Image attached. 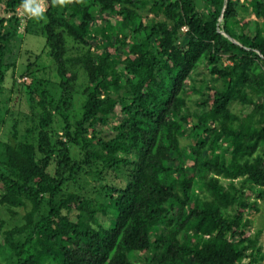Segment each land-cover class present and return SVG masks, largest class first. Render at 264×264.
Instances as JSON below:
<instances>
[{
	"label": "trees",
	"instance_id": "trees-1",
	"mask_svg": "<svg viewBox=\"0 0 264 264\" xmlns=\"http://www.w3.org/2000/svg\"><path fill=\"white\" fill-rule=\"evenodd\" d=\"M21 2L0 0V90L16 66ZM203 5L207 13L197 0H45L37 26L59 94L27 66L37 136L0 140V206L26 211L20 225L0 224L5 264L258 260L245 213L264 199L250 196L264 189V0H251L252 21L239 0ZM96 13L122 20L94 28ZM185 151L194 171L173 165Z\"/></svg>",
	"mask_w": 264,
	"mask_h": 264
},
{
	"label": "rangeland",
	"instance_id": "rangeland-1",
	"mask_svg": "<svg viewBox=\"0 0 264 264\" xmlns=\"http://www.w3.org/2000/svg\"><path fill=\"white\" fill-rule=\"evenodd\" d=\"M205 0H197V3L200 5V10L204 13H207L204 4ZM241 4L247 5V9L240 10L242 16L248 20H258L252 12L250 6L251 0H239ZM35 5H39L43 11L45 10V0H33ZM96 8H94L95 10ZM205 9V10H204ZM19 13L24 15L25 28L19 33L22 36L21 42L17 44L15 48L14 60L16 66L11 70L7 77L6 81L0 90V140L7 142L11 139L13 134L16 132L18 140L25 141L30 140L34 141L37 136V124L38 119L34 114H37L40 111L39 107H35V113L32 114L31 107L37 106L36 102L32 103L29 99V91H27L25 82L31 81L32 77L27 73V66L33 64V70L39 69L40 71L36 72L34 75L42 82L49 81L50 83L46 86L48 90L53 91L55 94H59V90H55V83H58L59 79L56 74V68L52 58L48 54V48L46 47V38L38 32V24H41L42 20L40 15L38 17L31 16L26 13L22 8L19 9ZM111 22H121V17H114L111 15L102 16ZM101 16L96 13V19L93 24L94 28H101L104 24ZM33 21V28L31 26L30 33L26 31V27L29 24V21ZM145 21V19H144ZM146 22V21H145ZM220 29H222L223 18L220 17ZM140 20H135L132 24L126 25V33L128 34L129 42H134L138 39V36L135 33V30L138 28ZM36 24V25H34ZM25 29V30H24ZM182 31L186 33L187 30L182 28ZM96 35V34H94ZM98 39L100 36H97ZM97 42H93L92 45ZM95 46V45H94ZM94 49V48H93ZM200 86V84H197ZM189 84H186L188 87ZM39 89L42 87L39 86ZM39 93V92H38ZM191 99V100H190ZM197 99V95H193L188 98L190 106L193 105V101ZM81 102L82 98L79 95H76L73 101V113H70L71 118L74 116H79L81 111ZM56 116V115H55ZM58 118V117H57ZM60 118V117H59ZM61 120V119H60ZM63 123L57 122L51 128L53 139H57L62 135V126ZM107 130L106 134H108ZM187 140L182 141V145ZM184 147V146H183ZM184 149V148H183ZM227 149V146L222 147L220 150L212 151V154L223 153ZM72 155L79 160V154L76 150L72 151ZM208 155V153H207ZM190 154L185 151L181 159L174 162L173 165H183L186 169L194 171L192 161L190 160ZM53 169V168H52ZM174 178H180L181 174L178 171L173 173ZM107 181L110 182V179L107 178ZM224 181V180H223ZM226 182V181H224ZM102 185V184H101ZM98 186L94 182H90L89 189L93 191V187ZM74 186L72 188H76ZM99 188V187H97ZM260 191L264 189H254L251 193L252 199H257V195ZM202 195L198 191L194 196V201H198ZM104 198V197H103ZM102 198V200H103ZM259 211L249 210L245 213V218L251 221V228L249 229L251 235L255 238L257 246L260 249L259 257L256 262L251 264H264V199L258 200ZM16 213L8 211L5 207L0 206V224L3 223L6 229H11L16 225H20L23 222V216L26 213L24 209H18ZM103 224L105 227L109 225L107 219H103ZM22 239L24 236L21 237ZM7 254L6 245L4 244L2 235L0 236V264H5V257ZM132 259L136 260L135 255L132 256ZM249 261L246 260L244 263L247 264Z\"/></svg>",
	"mask_w": 264,
	"mask_h": 264
},
{
	"label": "clouds",
	"instance_id": "clouds-1",
	"mask_svg": "<svg viewBox=\"0 0 264 264\" xmlns=\"http://www.w3.org/2000/svg\"><path fill=\"white\" fill-rule=\"evenodd\" d=\"M62 3L63 0H60ZM21 8L28 14L34 17H38L43 9L39 5H35L32 3V0H22L21 2Z\"/></svg>",
	"mask_w": 264,
	"mask_h": 264
},
{
	"label": "built area",
	"instance_id": "built-area-1",
	"mask_svg": "<svg viewBox=\"0 0 264 264\" xmlns=\"http://www.w3.org/2000/svg\"><path fill=\"white\" fill-rule=\"evenodd\" d=\"M32 3H33V4H36V3L33 2V0H32ZM19 16H20L21 18H24V15H23L22 13H19ZM23 22H24V21H23ZM24 26H25V23H22V24H21V27H20V29H19V32H21V31L23 30V28H25ZM184 28H185V30H187L186 27H184Z\"/></svg>",
	"mask_w": 264,
	"mask_h": 264
},
{
	"label": "water",
	"instance_id": "water-1",
	"mask_svg": "<svg viewBox=\"0 0 264 264\" xmlns=\"http://www.w3.org/2000/svg\"><path fill=\"white\" fill-rule=\"evenodd\" d=\"M226 3H227V0H225V5H224V9L226 8Z\"/></svg>",
	"mask_w": 264,
	"mask_h": 264
}]
</instances>
